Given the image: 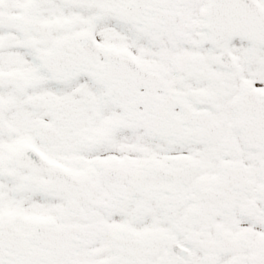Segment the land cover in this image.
Segmentation results:
<instances>
[{
    "label": "snow or ice",
    "instance_id": "6c2138e0",
    "mask_svg": "<svg viewBox=\"0 0 264 264\" xmlns=\"http://www.w3.org/2000/svg\"><path fill=\"white\" fill-rule=\"evenodd\" d=\"M0 264H264V0H0Z\"/></svg>",
    "mask_w": 264,
    "mask_h": 264
}]
</instances>
